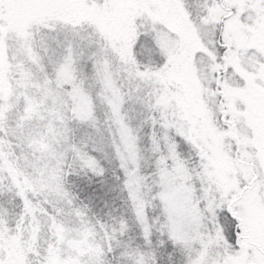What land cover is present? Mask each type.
<instances>
[{
    "label": "snow or ice",
    "instance_id": "snow-or-ice-1",
    "mask_svg": "<svg viewBox=\"0 0 264 264\" xmlns=\"http://www.w3.org/2000/svg\"><path fill=\"white\" fill-rule=\"evenodd\" d=\"M0 264H264V0H0Z\"/></svg>",
    "mask_w": 264,
    "mask_h": 264
}]
</instances>
